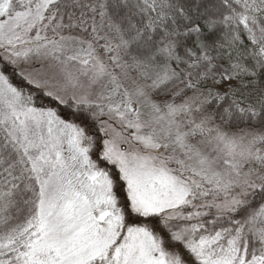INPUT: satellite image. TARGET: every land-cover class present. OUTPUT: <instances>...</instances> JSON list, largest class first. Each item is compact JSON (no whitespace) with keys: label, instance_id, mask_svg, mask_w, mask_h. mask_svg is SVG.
Segmentation results:
<instances>
[{"label":"snow or ice","instance_id":"1","mask_svg":"<svg viewBox=\"0 0 264 264\" xmlns=\"http://www.w3.org/2000/svg\"><path fill=\"white\" fill-rule=\"evenodd\" d=\"M0 264H264V0H0Z\"/></svg>","mask_w":264,"mask_h":264},{"label":"rangeland","instance_id":"2","mask_svg":"<svg viewBox=\"0 0 264 264\" xmlns=\"http://www.w3.org/2000/svg\"><path fill=\"white\" fill-rule=\"evenodd\" d=\"M45 15L47 16L48 14L45 13ZM56 23L57 21H53L52 24L48 26L46 29L49 28L52 31V27H54ZM45 24H48V21H45ZM46 29L42 33V35L53 37L54 34H48L46 32ZM34 34H35V31H33V33H31L30 35H34ZM68 35H77V32L69 33L65 36H68ZM32 46H35V45H32ZM54 65H55V62L51 60L50 58L33 57L30 60L21 61L20 70L26 74L30 73L32 76H40V75L51 76L56 71ZM77 67L78 65L69 66V68L72 71H76ZM141 83L143 82L141 81ZM101 119L104 120L106 118L102 117ZM109 123L112 124V128L109 129V133L105 137L106 139H114L116 141L117 146L123 151H131V150H134L135 147H138V145H135L133 141L131 140V134L134 133L135 131L134 129H123L117 123H113L111 121H109ZM192 143H196V140L193 139Z\"/></svg>","mask_w":264,"mask_h":264},{"label":"trees","instance_id":"3","mask_svg":"<svg viewBox=\"0 0 264 264\" xmlns=\"http://www.w3.org/2000/svg\"><path fill=\"white\" fill-rule=\"evenodd\" d=\"M53 10H55V6H53ZM46 14H47V13H46ZM57 14H58V15L63 14V8H62V6H61V8H60L59 13H57ZM58 22H59V21H57V23H58ZM63 22H64V23H67V20L65 19ZM46 32H47L48 34H54L49 28L46 29ZM73 32H77V30H76V29H73V30L71 31V33H73ZM63 34H64V35H67V34H69V32H68V31H64ZM54 35H55V34H54ZM105 59H106V57H105ZM13 82H14V83H21V84L23 83L22 81H19V80L16 79L15 77L13 78ZM25 87H27V86H25ZM225 90H226V88H221V89H220L221 92H223V91H225ZM189 95H191V93H189ZM171 98H172V97H171L170 95L166 94V93H161L159 96H156V95L154 94V99H156L158 102H162V101L165 100V99L170 100ZM186 98H187V97H185V99H186ZM177 102H178V103H182L183 101L178 99ZM205 115H207V113H205ZM217 123L219 124L220 122L217 120ZM224 130H225V131H235L236 129H235V128L224 127ZM93 131H95V129H93ZM99 135H101V133H100ZM260 203H261L260 199H259V198L256 199L255 201H253V202L249 205V208L247 209V211H254V210H256ZM239 215H244V212H241Z\"/></svg>","mask_w":264,"mask_h":264}]
</instances>
